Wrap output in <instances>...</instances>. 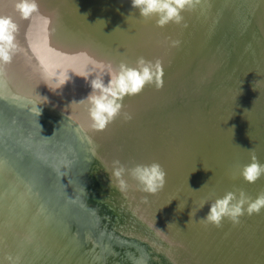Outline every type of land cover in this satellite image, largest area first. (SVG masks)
<instances>
[{
    "label": "water",
    "instance_id": "obj_1",
    "mask_svg": "<svg viewBox=\"0 0 264 264\" xmlns=\"http://www.w3.org/2000/svg\"><path fill=\"white\" fill-rule=\"evenodd\" d=\"M2 1L0 16L11 17L2 9ZM36 2L35 16L11 17L19 29L18 48L11 63H0V74L6 82L7 76L21 82L10 85V98L20 88L52 99L48 93L53 88L48 92L41 79L27 80L17 61L24 35L53 52H90L95 56L97 62L90 60L91 65L82 66V73L75 77L79 84L67 78L55 87L60 90L55 94L58 108L77 113L89 125L91 105L86 106L90 103L86 98L92 91V79L99 76L107 84L110 72H118L122 62L135 67L140 57L153 63L160 60L163 87L146 84L139 94L125 96L120 113L101 130L113 137L110 152L114 160L103 159V163L110 181L116 160L126 169L160 163L167 174L165 186L159 190L162 200H174L180 193L188 199L178 215L172 206L167 220L183 223L193 232V242L189 233L180 236L178 227L166 224L163 218L150 220L145 207L149 197L138 192L141 186L127 171V187L120 190L127 198L122 197L119 204L113 200L125 211H109L108 185L100 182L97 196L84 188L87 181L77 137H73L76 143L68 141L71 137L59 139L57 136L66 135L58 130L59 135L40 140L32 130L41 129H16L24 121L9 120L0 106V166L6 172L1 180L8 184L0 186V264H146L136 257L125 263L123 254L126 247L144 251L145 245L156 249L153 261L160 264H235L243 258L264 264V209L252 215L245 211L235 224L245 232L246 241L233 244L227 228L238 229L227 217L219 227L200 221L206 218L211 203L229 191L237 195L244 191L253 199L264 192V176L249 183L240 175L253 152L264 164V136L255 127L258 121L264 123V0H198L182 10L180 23L169 22L163 27L157 25L155 16L142 17L132 7V0ZM69 22H74L76 29L70 28ZM17 105L13 103L15 109ZM27 181L40 185L44 195L38 196ZM202 195L209 201H203ZM193 197L200 203L194 217L185 213L192 207ZM101 202L103 205L97 204ZM180 250L188 258H183Z\"/></svg>",
    "mask_w": 264,
    "mask_h": 264
},
{
    "label": "bare ground",
    "instance_id": "obj_2",
    "mask_svg": "<svg viewBox=\"0 0 264 264\" xmlns=\"http://www.w3.org/2000/svg\"><path fill=\"white\" fill-rule=\"evenodd\" d=\"M46 2H48V0H46ZM16 3H17V0H3L2 1V5H3L2 9L6 12H9L10 16L13 17V19H15V16L20 15V13L16 10V7H15ZM33 15L35 16L34 12H33ZM117 18H121V17H117ZM68 25L70 28H72L76 24L74 22H69ZM74 29H76V26L74 27ZM23 41H24V43L23 42L21 43V48H20V49H22L20 51V52H22V54H21V57L20 58L18 57V59H17V61L21 62V64H22L21 68L23 71L22 70L21 71L23 72V74H25V78L27 80H31L34 82L36 80L38 81L39 79H41L45 84L44 86H45L46 91L50 92V88H53V89H51V92L48 93L49 96H52L51 97L52 99L48 98L47 100L49 102L46 103L45 102L46 98L37 97L34 94H28V92H26L24 90L21 91L20 88H19V90L15 88L17 93L15 92L14 94L16 96L14 95L12 98H10V95H9L10 91H8V89L11 90L10 85L16 86L15 81H19V82H21V81L19 79H17V77H13L11 79V77L7 76L8 78H7V82H6V79L3 78V76L0 74V106H1V108L6 113V115L10 118L9 120L19 119L17 121H20L21 123H22V121H24L23 122L24 124L20 125V127H19V128H22L23 131H25L26 127H30V126L31 127L34 126V127L41 129L42 131L32 130L34 135H36L35 137L40 138V140H48L51 136L59 135L60 132L56 133V132H58V130L63 131V134L66 135L65 137H62L61 135L57 136V137H59V139H62V140L65 139L66 140L68 137H71V139L68 138L69 139L68 141L75 142L73 137H77L78 141L81 144V150L83 153L82 154L83 161H84L83 162L84 167L82 168L83 178H84V180L87 181V184L84 188L90 193L94 192V195L97 196L99 194L95 191H97V188L101 189V187H100L101 185L99 183L102 182L103 184L108 185V188L106 189L105 194L107 197H109L108 198L109 203H110V206L112 207V208H108V210L109 211H115V212L116 211H118V212L125 211V210L119 208L120 205H118V204H119L121 199L127 198L126 192L120 191L122 189L119 186H116V184L113 181L109 180V178H108L109 176L107 174H105L106 169H105L104 163H103V159H105V162H106V159H108V160L110 159L109 160L110 162H111V160H114V158L112 157L113 154L110 152V149L113 150V145L111 143L113 137L110 138L109 134H107L101 130H96L94 128H90L91 125H89V123L82 120L81 119L82 117L79 116L77 113H74L73 111H71L67 108L64 109L65 111L62 109H59L58 108L59 103L57 101H55V100H57L55 97V94L60 92L59 88L55 89V87H57V84H61L67 78L69 79L68 82L71 81L75 85L79 84L77 81V78H75V77H78V74L82 73L80 71L82 66L91 65L89 62L90 60L97 62L94 59L95 56L92 55L93 56V58H92L90 56V52H53L51 48H46V46H44V44L43 45L40 44V42H37L35 45V43L31 40L30 36H29V39H27L24 35ZM47 46H49V45H47ZM58 59L63 60V61L60 62ZM65 61H66V65H65ZM26 64H28V67L25 66ZM49 64L50 65L53 64L55 66H50ZM261 67L264 68V65H261ZM58 73H59V75H58ZM71 74H75V76L72 77ZM57 75L59 77L56 78ZM23 81H25V80H23ZM68 82H65V84H64V85H66V87L68 85ZM67 90L69 93L72 92V91H70L71 89H67ZM6 92L8 93V95ZM17 94H19V95H17ZM13 103L18 104L17 109H15L13 107ZM86 104H87L86 106L90 105V103H86ZM39 110H41L40 114H39ZM66 111H68L69 114H71V115L66 113ZM25 124H26V126H25ZM80 124L83 125V127H81ZM255 127L257 130H259L261 132L260 134L264 136V123L261 125L260 122L258 121V123L256 124ZM19 128H16V129H19ZM105 130L106 129H104V131ZM3 153H5V152H3ZM18 168H17V170H19ZM5 175H6V172H4V169L0 166V186H8V184L6 182H2V180H1V176L4 177ZM15 181H17V180H15ZM27 182L29 183V181H27ZM29 185H30L29 187L31 188V190L34 191L38 196L39 195L41 196V194L44 195L43 189L40 185H38V184L34 185L32 183H29ZM38 190L40 191V193H38ZM138 192L142 193L143 196H145V192L142 191L141 189H139ZM147 195L149 198H148V204L145 203V207L147 208L148 212L151 214L150 216H148L150 218V220L154 222V219H157V218L162 219L163 218V222H165L166 224H168V225L172 224V225L178 227V233L180 234V236L188 237L187 235H183V234L189 233L190 239L193 242V237H192L193 232L187 230L186 229L187 227L183 223L180 222L179 224H174V223L169 222L167 220L169 217L168 214L171 213V211H172L171 210L172 206L174 207V209H173L174 211H172V212H174L176 215H178L176 212L179 211L182 203L184 201L188 200V199H185L186 195H184L183 193H180L178 195V198H174V200L169 199L166 202H165V200L164 201L162 200V196H161V194H159V191L155 194L147 193ZM124 196H126V197H124ZM90 199L95 200L93 198V196L91 198V195H90ZM202 199H203V201H209L208 196H205V195H202ZM113 200L117 201L118 204L113 202ZM192 200H193V203H191L192 207L190 209H187L185 211V213L190 214L191 211H194V213H195L196 208H198L197 204H200V203L196 202L194 197ZM97 202H99V201H97ZM141 203H144V202L142 201ZM97 204L103 205V202L97 203ZM134 205L135 206H133V208L136 210L137 204H134ZM127 212L131 213V210L128 209ZM138 213H140V212H138ZM157 213H160L161 215L167 213L166 218L160 216ZM114 215L117 216V214H114ZM27 216H28V213H27ZM105 216H106V214H105ZM223 219H226V217H224ZM227 219L230 220L228 217H227ZM142 224L147 226V224L145 222H143ZM233 224H235V223H233ZM160 227H162V225ZM222 227H223V229H225L224 226H222ZM236 228L238 229V231L227 228V233L230 237L229 240L232 241V244L235 242L237 243L240 240L246 241V239L244 237L245 232H243L239 229V228H241V226L238 228L236 225ZM115 229H120V228H119V226H115ZM163 229H164L166 234H168L172 239H175L167 231V229H168L167 227L163 226ZM200 234H203V233L200 232ZM125 235L129 236V234H127V233ZM30 236L34 240V237L31 234H30ZM136 237H134V235L132 236V238L138 240L139 242L142 241V239H143V238L139 237L138 235H136ZM40 238H42V236ZM176 242L178 243V245L184 247L178 241H176ZM239 243H241V242H239ZM167 244L171 245L168 242H167ZM203 246H204V248L208 247L205 244H203ZM32 247L34 248V245H32ZM151 249H153V251L156 252L155 255H153V254L151 255V252H150ZM114 251H116V250L114 249ZM180 251H181L182 256L186 253L182 250H180ZM146 252L149 254L148 256H146ZM123 254L127 257V258H125V260H126L125 263L129 259L136 257L137 259L142 260L146 264H160V262L158 260L153 261V258H155L157 256V251L152 246L146 247V245H145L144 251H143V249L142 250H139V249L133 250L132 248L128 249L126 247ZM184 257L188 258V256H183V258ZM180 258H182V257H179L177 259H180ZM231 259L234 260L233 257H231ZM243 260L244 261H241V260L236 261L235 264H253V261L248 262L245 260V258H243ZM181 261H183V260H181ZM189 263L195 264L194 262H189ZM115 264H120V262H117Z\"/></svg>",
    "mask_w": 264,
    "mask_h": 264
},
{
    "label": "clouds",
    "instance_id": "obj_3",
    "mask_svg": "<svg viewBox=\"0 0 264 264\" xmlns=\"http://www.w3.org/2000/svg\"><path fill=\"white\" fill-rule=\"evenodd\" d=\"M197 2L198 0H132V7L138 9L144 18L157 17V25L163 27L169 22L180 23L183 19L182 10L186 6H194ZM15 7L23 19H28L33 12L38 11L36 0H17ZM18 30V25L11 17L0 16V63H11L15 50L18 48L15 42ZM163 75L164 69L160 60L153 63L140 57L135 67L122 62L118 72L114 70L110 72L107 84L104 79L96 76L90 81L92 91L86 98L91 105L89 115L92 128L104 130L120 113L125 96L139 94L146 84H154L157 89L162 88ZM126 171L138 182L144 192L155 194L165 186L167 174L158 162L137 164L131 169H126L119 160L114 161L110 179L111 181L114 179L121 189L127 187L124 179ZM240 175L249 183H255L264 176V164L259 162L254 152L251 162L242 166ZM262 209H264V192L253 199L244 191H240L239 195L229 191L211 203L206 218L200 221L219 227L224 217H228L233 223H239V218L245 214V211L248 215H252L259 214ZM190 216H195L193 211Z\"/></svg>",
    "mask_w": 264,
    "mask_h": 264
},
{
    "label": "rangeland",
    "instance_id": "obj_4",
    "mask_svg": "<svg viewBox=\"0 0 264 264\" xmlns=\"http://www.w3.org/2000/svg\"><path fill=\"white\" fill-rule=\"evenodd\" d=\"M30 123H31V122H30ZM25 126H26V124H25ZM19 129H22V128H19ZM22 131H23V130H22ZM150 252H151V255H152V254L155 255V253H156V252L153 251V249H151Z\"/></svg>",
    "mask_w": 264,
    "mask_h": 264
}]
</instances>
